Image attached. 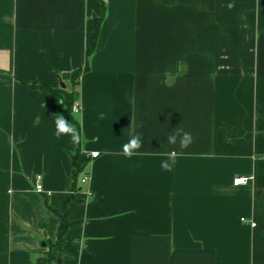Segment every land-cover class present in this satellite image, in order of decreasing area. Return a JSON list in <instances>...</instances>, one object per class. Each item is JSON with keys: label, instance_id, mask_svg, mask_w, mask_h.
<instances>
[{"label": "crops", "instance_id": "1", "mask_svg": "<svg viewBox=\"0 0 264 264\" xmlns=\"http://www.w3.org/2000/svg\"><path fill=\"white\" fill-rule=\"evenodd\" d=\"M229 2L0 0V264H264V0ZM78 69L73 145L51 89Z\"/></svg>", "mask_w": 264, "mask_h": 264}, {"label": "clouds", "instance_id": "2", "mask_svg": "<svg viewBox=\"0 0 264 264\" xmlns=\"http://www.w3.org/2000/svg\"><path fill=\"white\" fill-rule=\"evenodd\" d=\"M229 10L235 8V0H230L227 4ZM58 103H63L58 101ZM72 119H76L77 122L80 120V116L76 106L74 105L71 113H69ZM55 131L54 136L59 139L63 136L70 138V143L73 145H78L81 142L80 131L77 127L71 123L68 118L63 114H57L55 117ZM194 142V137L191 132L186 131L183 127L176 126L171 132L166 136V144L172 146H178L179 149L184 150L189 148ZM143 146V133L137 132L135 135H132L127 143L122 145V155L131 158L135 155L139 149ZM175 150H173L172 155H175ZM172 163L168 159L161 161L160 167L163 171L170 172L172 171Z\"/></svg>", "mask_w": 264, "mask_h": 264}, {"label": "trees", "instance_id": "3", "mask_svg": "<svg viewBox=\"0 0 264 264\" xmlns=\"http://www.w3.org/2000/svg\"><path fill=\"white\" fill-rule=\"evenodd\" d=\"M103 19H104V14L100 17H94V28H93V31H92L91 36H90V45L87 49L88 58L90 57V55L94 52V50L96 48ZM82 72H83V70L78 69V70H75L71 73H65L62 76L63 79L70 78L72 80L74 86L76 87L72 91H67L66 89H63V88L51 89V93H52L53 98L56 99L57 101L63 102L62 103L63 109L60 112L66 118H68L69 121L76 123L78 130H79V123L75 119H72V117L70 116L69 113H71L73 106L75 105L76 101L78 100V95H79V92L77 90V87L79 84L78 78L80 77ZM32 86L37 87V88H41L40 86H36V85H32ZM74 167H75L74 172L72 174V182L73 183H75L77 181L78 175L80 174L79 172H81V169H82L76 162H75ZM63 219L64 220H63V224L60 227V235H59V240H58L57 244H59L64 239L65 230H66L67 225H68L66 216H64ZM57 258H59V253L51 250L46 255L40 257L38 259L37 264H50L51 262H53Z\"/></svg>", "mask_w": 264, "mask_h": 264}, {"label": "built area", "instance_id": "4", "mask_svg": "<svg viewBox=\"0 0 264 264\" xmlns=\"http://www.w3.org/2000/svg\"><path fill=\"white\" fill-rule=\"evenodd\" d=\"M76 108L79 112L80 108L78 105H76ZM99 155L98 152H92V157H97ZM42 175L38 174L36 175L35 177V184H36V191L39 192V193H42L44 192V187H43V184H42ZM89 179V176L88 175H85L83 178H82V181L83 182H86L87 180ZM249 178L247 177H238L235 181H234V184L235 185H239L240 183H246L248 181ZM253 226H255V223L253 222L252 223Z\"/></svg>", "mask_w": 264, "mask_h": 264}, {"label": "water", "instance_id": "5", "mask_svg": "<svg viewBox=\"0 0 264 264\" xmlns=\"http://www.w3.org/2000/svg\"><path fill=\"white\" fill-rule=\"evenodd\" d=\"M62 86H65L64 84Z\"/></svg>", "mask_w": 264, "mask_h": 264}]
</instances>
